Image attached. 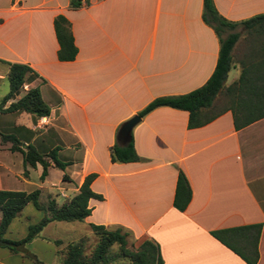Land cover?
Returning a JSON list of instances; mask_svg holds the SVG:
<instances>
[{
    "label": "crops",
    "instance_id": "1",
    "mask_svg": "<svg viewBox=\"0 0 264 264\" xmlns=\"http://www.w3.org/2000/svg\"><path fill=\"white\" fill-rule=\"evenodd\" d=\"M212 1L231 21L264 12V0ZM201 9L202 0H82L75 8L69 0H0V85L9 63L26 64L33 74L2 109L33 87L48 108L44 123L26 112H0V133L43 155L53 151L63 163L58 168L47 159L40 179L38 163L24 168L22 155L0 142V189H38L40 203H57L58 195L59 204L92 174L89 187L99 196L88 199L83 220L48 222L32 242L54 224H64L59 230L68 241L92 234L94 224L126 233L133 249L151 240L162 264H247L210 232L258 224L255 264H264V116L235 129L226 110L189 128L185 110L161 106L140 117L126 143L117 140L121 123L152 99L187 93L211 74L218 39ZM57 15L70 24V60L57 56ZM239 44L224 86L239 75ZM6 92L0 87V99ZM129 141L136 160L111 161L109 147ZM178 172L190 189L183 211L172 204ZM55 247L48 256L27 248L40 264H55L61 243ZM30 260L0 247V264H38Z\"/></svg>",
    "mask_w": 264,
    "mask_h": 264
},
{
    "label": "trees",
    "instance_id": "2",
    "mask_svg": "<svg viewBox=\"0 0 264 264\" xmlns=\"http://www.w3.org/2000/svg\"><path fill=\"white\" fill-rule=\"evenodd\" d=\"M82 0H69L70 7H78ZM201 19L208 25L218 39V52L214 68L207 80L199 87L183 94L159 96L148 102L135 113L144 116L150 110L166 106L185 110L188 114L189 128L202 126L213 118L228 110L232 116L235 129L241 128L264 116V12L252 15L240 21H231L222 17L214 7L212 0H202ZM238 28V30H237ZM53 29L58 43L57 56L61 60H70L76 53L73 44L70 24L61 15L53 19ZM240 39L241 50L237 62L239 75L235 81L224 86L227 72L232 63V48ZM33 78L31 69L22 63H9L6 74L7 92L0 99V112H26L35 117L46 116L47 106L42 102L35 87L28 88L15 101L2 109L3 103L18 94L23 84ZM222 96L220 107L214 110L216 99ZM0 142L9 143L8 150L17 151L22 155L24 168L41 166L39 178L42 179L49 166L50 159L54 166L63 167L53 155V151L43 155L32 145L21 146L13 134L0 133ZM111 161L128 162L136 160L137 156L131 141L124 146L114 143L109 147ZM26 174V169L23 170ZM92 174L86 175L77 192L67 201L56 203L53 198L46 204L38 200L39 190L31 192L0 189V247L11 252L37 237L40 230L52 221H81L89 214L87 201L89 198H99L89 187ZM190 200V189L182 172H178L173 207L183 211ZM31 203L36 210L43 212L41 219L28 225L26 234L18 240L4 238L3 234L10 221L27 204ZM96 241L89 252L86 251V237L80 236L67 242L57 251L58 261L55 264H162L157 246L148 239L143 240L137 248L127 246L126 233L119 229L109 230L102 225H89ZM258 224L231 227L211 231L210 234L223 245L240 256L247 264H255ZM55 245L61 243L53 240ZM31 259L40 262L31 255Z\"/></svg>",
    "mask_w": 264,
    "mask_h": 264
},
{
    "label": "rangeland",
    "instance_id": "3",
    "mask_svg": "<svg viewBox=\"0 0 264 264\" xmlns=\"http://www.w3.org/2000/svg\"><path fill=\"white\" fill-rule=\"evenodd\" d=\"M241 43V42H240ZM240 50H238L237 54L238 55ZM1 88H4V90H7V81L3 80L2 85H0ZM222 96H218L216 99V103L214 106V110L220 107V104L222 102ZM32 173V172H31ZM59 179V173L58 169L54 168L50 174V180L52 182H56V180ZM54 198L56 199L57 203L60 201V198L58 195H54ZM46 204V203H44ZM43 216V212L40 210H36L32 204L28 203L26 204L22 210L10 221L11 224L8 225V228L6 232L3 234L4 238L9 239V240H18L21 239L25 236V233L27 231L26 227H24V224L27 226L34 224L38 222L41 217ZM56 225L55 228L53 226L47 228L46 230L42 231L41 236L35 240V242L29 241L23 246V250L18 249L16 252H11L12 255L16 254L18 256L24 257L25 259H31L30 256V250H28L27 247H37L40 249V254L44 256L50 255L52 252H54V249H57L55 245L53 244L52 241L46 240L47 237L49 236H55L56 238H62L61 240V247H64V245L69 242L68 239L65 237V235L61 234V231L59 230L64 224H54ZM85 234V233H83ZM50 238V237H49ZM129 240L130 237H127V246L129 247ZM96 241V236L93 234H88L86 236V251L89 252L91 248L93 247L94 243ZM60 247V246H59ZM7 249V248H6ZM50 249H52L50 253ZM54 254V253H53ZM56 259L58 260V255H55ZM32 261V259L30 260Z\"/></svg>",
    "mask_w": 264,
    "mask_h": 264
},
{
    "label": "water",
    "instance_id": "4",
    "mask_svg": "<svg viewBox=\"0 0 264 264\" xmlns=\"http://www.w3.org/2000/svg\"><path fill=\"white\" fill-rule=\"evenodd\" d=\"M139 119L140 117L138 115H132L121 123L117 132V140L119 143L124 144L129 140L131 129L138 123Z\"/></svg>",
    "mask_w": 264,
    "mask_h": 264
},
{
    "label": "built area",
    "instance_id": "5",
    "mask_svg": "<svg viewBox=\"0 0 264 264\" xmlns=\"http://www.w3.org/2000/svg\"><path fill=\"white\" fill-rule=\"evenodd\" d=\"M44 121H45V118H44V116H43V117H42V116H41V117H39V122H40V123H44Z\"/></svg>",
    "mask_w": 264,
    "mask_h": 264
}]
</instances>
